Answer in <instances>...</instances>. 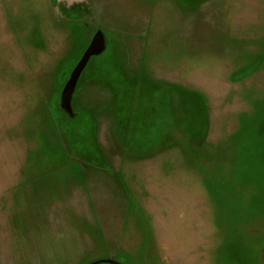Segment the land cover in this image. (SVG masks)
I'll return each mask as SVG.
<instances>
[{
	"label": "rangeland",
	"instance_id": "1",
	"mask_svg": "<svg viewBox=\"0 0 264 264\" xmlns=\"http://www.w3.org/2000/svg\"><path fill=\"white\" fill-rule=\"evenodd\" d=\"M101 260L264 264V0H0V264Z\"/></svg>",
	"mask_w": 264,
	"mask_h": 264
},
{
	"label": "water",
	"instance_id": "2",
	"mask_svg": "<svg viewBox=\"0 0 264 264\" xmlns=\"http://www.w3.org/2000/svg\"><path fill=\"white\" fill-rule=\"evenodd\" d=\"M105 49V40L101 31H97L92 37L89 45L83 52L81 58L72 69L68 80L66 81L60 93L59 108L68 117H73V109L71 105L72 96L75 91L78 79L86 67L89 59L94 56L100 55ZM117 264L111 260H101L92 264Z\"/></svg>",
	"mask_w": 264,
	"mask_h": 264
},
{
	"label": "trees",
	"instance_id": "3",
	"mask_svg": "<svg viewBox=\"0 0 264 264\" xmlns=\"http://www.w3.org/2000/svg\"><path fill=\"white\" fill-rule=\"evenodd\" d=\"M122 93H124L123 91H122ZM115 94V93H114ZM118 97H119V95H118ZM121 98V99H120ZM115 100H116V102H115ZM120 100H125V99H122V95H120V97L119 98H117V97H114V110H115V114H114V117H117V113L120 115H123L122 117L124 118V121L126 120L127 121V118L125 119V117L127 116H129L126 112H128V111H130V106H129V103H128V100H125L126 101V103H124V104H121L120 103ZM73 103V107H78V105H79V103H77L76 101H74V102H72ZM115 105H117L118 107H120V108H115ZM120 105V106H119ZM61 111V110H60ZM61 113L63 114V115H65L62 111H61ZM73 114H74V116H75V113H74V111H73ZM109 115V114H108ZM116 115V116H115ZM109 117V116H108ZM110 118H112V117H110ZM119 121V120H118ZM143 122L144 121H140L139 123L140 124H142L143 125ZM148 128V127H147ZM145 131V130H144ZM148 131H151L150 130V128H148L147 129V131H146V133L148 132ZM121 133H122V136H121V144L126 148V146H127V148L128 149H130V147L133 145V147L135 148V149H137L138 151H140V150H143V149H145V150H147V147L149 146V144H148V142H146V141H144V140H139V141H135V142H133L132 144L129 142L128 143V132H127V130H126V128L123 130V131H121ZM136 144V145H135Z\"/></svg>",
	"mask_w": 264,
	"mask_h": 264
}]
</instances>
